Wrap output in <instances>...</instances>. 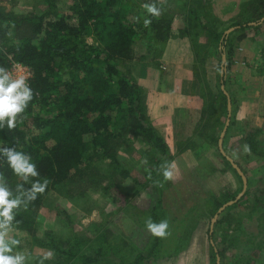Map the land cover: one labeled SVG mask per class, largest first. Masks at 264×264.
Returning a JSON list of instances; mask_svg holds the SVG:
<instances>
[{
	"label": "rangeland",
	"instance_id": "1",
	"mask_svg": "<svg viewBox=\"0 0 264 264\" xmlns=\"http://www.w3.org/2000/svg\"><path fill=\"white\" fill-rule=\"evenodd\" d=\"M140 1L126 0L134 10L139 9V13L143 9ZM158 1L170 8L164 14L167 19H172L170 39L178 40L179 37L183 41L184 38L187 40V44L184 43L181 49L182 60L177 57V61L191 65V90L196 96L201 92L207 102L210 98L216 101L213 106L216 109L215 119L218 118L217 110L220 107L217 104L219 96L226 98V106L227 97L229 99V116L226 107L225 120L221 118V121H229L222 138L221 151L245 176V193H252L247 195L248 203L242 209L247 218L243 219L241 230L228 235L229 229L237 226L236 219L240 216L239 210L234 211L230 206L217 214L216 221L220 218L223 220L222 228L215 227V222L212 233L209 234L211 220L216 215L212 214L213 204L222 203L224 193L228 196L239 195L242 182L233 168L226 165V159L218 147L225 123L217 142L207 139L209 135L216 136L219 128L214 129L212 122L206 125L210 119V110L204 108L205 103L199 97L203 105L200 120L190 127V135L182 134L178 138H183L177 141L182 148L187 146L189 149L179 154L177 144L174 143L172 151L169 150L172 158L167 163L173 165L171 180L165 181L161 171L152 179L150 171L154 167L152 162L156 159L155 155L132 132L128 122L121 124L119 137L115 138L118 166L127 170L144 187L137 186L130 177L122 179L119 170L109 165L108 161L100 160L92 151L88 152L75 173L81 179L76 176L70 183L50 190L43 198L37 209L34 233L28 235L14 230L9 233L10 238L20 242L13 254L18 252L25 255L26 264H39L48 252L52 253V257L45 260L44 264H53L58 260V254L51 248L39 247L33 242V238L46 241L47 236L62 249H66L67 243L74 238H88L87 251L92 245V248H101L104 253L98 264H123V259L126 260L135 253L145 255L150 243L154 241V236L146 228V221L151 219L152 210L156 215L155 223L166 220L169 225L168 235L159 238V248L164 249V253H174L179 247L183 249L178 255L172 256L158 253L166 258L155 264H216V259L214 262L211 257L213 250L223 253L222 256L217 255L218 264H234L241 258H248L251 254V242L255 243L259 235H262L261 250L256 248L255 252L260 260L264 257V220L257 229L251 222L253 220H248L254 195L260 201L256 205L264 209V22H259L254 33L244 34L243 37L238 31L231 32L232 36L225 49L222 44L212 45L205 32L195 23L187 30L184 22L190 17L188 12L191 7L195 8V0ZM198 1L197 8L201 11L199 15L202 14L200 17L208 18L207 14L211 12L219 20L213 23L216 31L224 34L232 23L238 21L236 18L242 0ZM53 4L57 14L70 15L71 0H54ZM0 7L15 19L47 11L45 0H0ZM219 16L225 19L222 21ZM207 18L205 19L209 24L211 18ZM181 31L187 37H182ZM26 34L27 31L23 28L17 29L14 39L25 37ZM227 36L223 35V39ZM164 47H155V52L153 47L149 50L148 47H137V58L121 64L120 71L136 81L141 67L147 64L159 65ZM173 52L172 49L171 53ZM222 56L229 68H226L221 77ZM222 84L227 96L221 91ZM247 139L252 142L255 154L250 153L249 149L244 151ZM165 163L164 160L162 164ZM103 187H110L109 192L103 193ZM136 189L139 193L134 197L131 194ZM253 210L256 211L257 208ZM227 223L231 224L229 229L225 227ZM98 235L113 248L106 247ZM223 235H228V240L232 239L229 246L224 243L226 238ZM147 262L154 264L151 260Z\"/></svg>",
	"mask_w": 264,
	"mask_h": 264
},
{
	"label": "trees",
	"instance_id": "2",
	"mask_svg": "<svg viewBox=\"0 0 264 264\" xmlns=\"http://www.w3.org/2000/svg\"><path fill=\"white\" fill-rule=\"evenodd\" d=\"M53 1L45 0V13L16 19L0 7V67L9 69L10 56L11 61L30 68L32 76L29 86L33 91V99L25 112L18 115L16 127L9 130L5 126L0 130V145L29 155L39 173L38 179L48 181L43 194H38L26 207L21 206L15 210L13 230L28 235L34 233L37 209L43 198L50 190L79 177L75 174L76 170L90 151L118 169L122 179L130 177L137 186L144 187L127 170L118 166L115 138L119 137L121 124L128 122L132 132L155 155L156 159L152 162L154 167L150 171L152 179L161 171L160 164L164 160L166 163L170 162L172 158L165 141L149 124L143 90L133 78L119 69L121 64L137 58V47H148V50L153 47L154 52L155 47H164L172 32V19L164 16L170 8L158 0H141L143 9L139 13V9L134 10L126 0H71L70 15L62 16L57 14ZM153 2L161 9L159 17L149 16L143 7L144 4ZM191 5L194 6V3ZM198 5L199 1L195 0V8L191 7L188 12L190 19H185L184 22L187 30L195 23L205 32L212 45L222 44L226 49L232 33L223 39V32L216 31L213 24L219 20L210 12L207 16L211 18V22L207 24V17L199 15L201 11L197 8ZM239 7L236 18L238 21L232 23L230 28L239 26L243 37L245 32L254 31L258 27L247 26L248 24L264 22V0H242ZM145 18L151 20L148 27L144 26ZM20 28L26 30L27 34L16 40L15 31ZM181 33L182 37H187L184 31ZM226 68L229 66L226 65ZM198 96L205 103L204 108L210 110V119L207 123L205 121L206 125L212 122L214 129L219 128L216 136L212 134L207 139L217 142L225 123L226 98L219 96L217 104L220 107L217 110L218 118L215 119L213 106L216 101L210 98L208 103L201 92ZM221 118L224 120L221 121ZM180 144H177L179 154L189 149L187 146L182 148ZM246 144L250 153L255 154L249 139ZM225 163L232 169L229 162ZM233 172L236 173L234 170ZM0 179L7 183L14 194L17 185L22 184L25 189L31 186L13 173L2 157ZM102 190L106 194L110 187H103ZM138 193L136 189L131 195L135 197ZM250 194L252 193L247 191L231 206L234 211L239 210L240 216L236 219L235 228L229 229L231 224H225L226 229H229L228 235L241 230L242 221L247 218L242 209L248 203L246 197ZM237 195L228 196L224 193L222 203L213 204L212 214L215 215L222 205L234 200ZM253 201L248 220H253L251 222L257 229L264 220V209L256 205L260 202L256 195L253 196ZM153 213L154 210L150 215L155 223L156 215ZM222 222V218L218 219L215 227L222 228ZM262 228L264 229V225ZM228 235H223L226 246L232 243V239L228 240ZM260 237L262 235L257 237L255 243L251 242V254L248 258H241L234 264H264V257L260 260L255 252L256 248L261 250ZM98 238L102 239L101 235ZM86 239L88 238H74L67 243L66 249L57 246L49 236L46 241L33 238V242L39 247H49L58 254V260L53 264H98L104 253L101 248H92V245L87 251ZM102 240L106 247L113 248L105 239ZM153 240L145 255L135 253L134 256L123 259L122 263L151 264L147 262L151 260L155 264L166 258L158 253L172 256L183 250L179 247L174 253H164V249L159 248V238L154 237ZM218 254L222 256L223 253L214 250L211 252L214 262Z\"/></svg>",
	"mask_w": 264,
	"mask_h": 264
},
{
	"label": "clouds",
	"instance_id": "3",
	"mask_svg": "<svg viewBox=\"0 0 264 264\" xmlns=\"http://www.w3.org/2000/svg\"><path fill=\"white\" fill-rule=\"evenodd\" d=\"M146 13L151 17H159L161 9L157 3L143 5ZM144 26L148 27L151 20L144 19ZM33 99V91L24 75L14 76L6 68L0 67V130L5 126L12 130L16 127L18 115L25 112ZM247 152V146L244 147ZM0 157L4 159L12 172L23 182L30 183V188L17 185L15 194L7 183L0 179V264H26V257L21 253L13 254V250L20 243L15 238H10L13 231L15 210L21 206L26 207L28 202L34 201L38 194H43L47 188L46 179H38L39 173L31 157L15 148L0 145ZM147 163V161H143ZM173 165L165 163L161 165V174L165 181L173 178ZM168 222L154 223L151 219L146 221V228L154 237L165 238L168 235ZM52 257V253H46L39 261L44 264L45 260Z\"/></svg>",
	"mask_w": 264,
	"mask_h": 264
},
{
	"label": "crops",
	"instance_id": "4",
	"mask_svg": "<svg viewBox=\"0 0 264 264\" xmlns=\"http://www.w3.org/2000/svg\"><path fill=\"white\" fill-rule=\"evenodd\" d=\"M219 18L222 21L225 19L222 16ZM257 25L259 22L250 23L247 26L256 27ZM230 29L239 32L240 27ZM254 32L255 30H251L245 34ZM186 41L185 38L183 41L179 37L178 40L170 39L159 58V65L147 64L141 67L139 75L135 78L145 95L149 124L171 151L173 145L183 138L179 139V136L191 134L190 127L199 122L203 106L199 96L191 90L193 86V78L189 72L191 65L188 62L177 61V57L180 58L183 55L181 49ZM172 49L173 53H171Z\"/></svg>",
	"mask_w": 264,
	"mask_h": 264
},
{
	"label": "water",
	"instance_id": "5",
	"mask_svg": "<svg viewBox=\"0 0 264 264\" xmlns=\"http://www.w3.org/2000/svg\"><path fill=\"white\" fill-rule=\"evenodd\" d=\"M260 22H262V21H260ZM231 32H233V29H229V30L225 31L223 35H224V36H227V35H228L229 33H231ZM223 38H224V37H223ZM225 71H226L225 57L222 56L221 77L224 75ZM221 83H222V80H221ZM221 91L223 92V94H224L225 96H227V93H226L225 90H224V86H223V84L221 85ZM229 111H230V102H229V99H228V97H227V113H228L227 116H229ZM228 123H229V121H228V119H227L226 122H225V127H224L222 133L220 134V138H219V140H218V147H219L220 151H221L222 138H223V136H224V133H225V130H226V127H227ZM221 154L225 157L226 161L229 162V164L231 165V167L233 168V170H234V171L237 173V175L240 177L241 182H242V190H241V192L239 193V195H237V196L235 197L234 200L225 203L224 205H222V206L217 210L216 215H215V216L213 217V219L211 220V227H210V230H209V234L212 233V230H211V229H212L213 224L216 222L217 214L220 213V212H222L225 208L230 207V206L234 205L235 203H237L238 200H240L241 197L244 195L245 190H246V178H245V176L243 175V173L241 172V170H240V169H239V168L233 163V161H232L230 158L226 157L225 154H224L222 151H221ZM211 244H213V243L211 242ZM218 259H219V258H218V256H217V257H216V264H218Z\"/></svg>",
	"mask_w": 264,
	"mask_h": 264
},
{
	"label": "built area",
	"instance_id": "6",
	"mask_svg": "<svg viewBox=\"0 0 264 264\" xmlns=\"http://www.w3.org/2000/svg\"><path fill=\"white\" fill-rule=\"evenodd\" d=\"M0 53H1V51H0ZM8 59L10 60V66H9L8 71L11 72L14 76H16V75L26 76L27 82L29 84V81H30L31 76H32V72H31L30 68H28L27 66H24L20 63H16V62L11 61L10 56H8Z\"/></svg>",
	"mask_w": 264,
	"mask_h": 264
}]
</instances>
